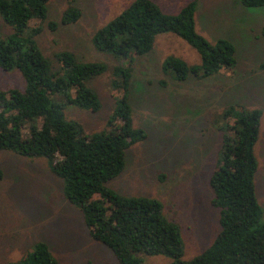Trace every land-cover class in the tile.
I'll list each match as a JSON object with an SVG mask.
<instances>
[{
	"label": "trees",
	"instance_id": "16d2710c",
	"mask_svg": "<svg viewBox=\"0 0 264 264\" xmlns=\"http://www.w3.org/2000/svg\"><path fill=\"white\" fill-rule=\"evenodd\" d=\"M49 1L0 0V18L11 28L10 34H0V68L19 71L24 82L23 89L0 90V153L46 161L50 172L62 181L66 201L81 212L92 239L110 249L118 264H144L145 256H165L171 259L169 264H264L263 211L255 187L260 110L230 106L224 112L226 131L208 181L220 231L210 247L189 261L182 259L180 227L167 219L159 200L125 196L107 186L124 171L128 150L147 137L133 124L131 64L151 53L158 35L178 36L200 57V64L193 66L173 56L165 58L161 70L176 81H185L189 75L204 79L236 65L231 41L219 39L212 44L196 32L199 0H189L173 15L165 14L152 0H134L97 29L91 39L95 51L129 65L112 68L111 86L120 95L107 129L93 134L68 120L64 109L74 106L98 112L100 100L87 82L108 67L81 61L69 51L57 52L53 59L43 55L35 42L42 28L30 24L47 21ZM240 3L245 8L264 7V0ZM79 18L80 11L69 7L60 23L73 24ZM58 26L47 22L50 31ZM7 264L59 263L48 245L39 241L21 260Z\"/></svg>",
	"mask_w": 264,
	"mask_h": 264
},
{
	"label": "rangeland",
	"instance_id": "374dc122",
	"mask_svg": "<svg viewBox=\"0 0 264 264\" xmlns=\"http://www.w3.org/2000/svg\"><path fill=\"white\" fill-rule=\"evenodd\" d=\"M133 1L50 0L47 21L30 24L31 28H42L35 42L45 57L53 59L55 53L69 51L81 61L107 65V72L87 82L97 93L101 109H64L66 118L79 122L87 134L107 129L120 95L111 86L112 68L129 65L126 60L95 51L91 39L97 29ZM152 1L170 15L189 2ZM69 7L77 8L80 18L63 25L60 19ZM49 21L58 23L56 31L47 28ZM263 28L264 7L245 8L240 0H199L196 32L212 44L219 39L231 41L236 49L235 67L204 79L189 75L185 81H176L161 70L165 58L173 56L193 66L200 64V57L171 33L158 35L151 53L131 64L129 103L133 124L147 137L128 150L124 171L107 186L125 196L159 200L167 219L180 227L185 261L210 247L220 231L208 181L226 131L224 112L230 106L262 112L255 145V187L264 220ZM10 33L11 28L0 18V34ZM23 87L19 71L0 68V90ZM0 170V264L21 260L39 241L48 245L59 264H118L110 249L92 239L81 212L66 201L62 181L50 172L46 161L1 152ZM143 260L144 264L171 263L165 256H145Z\"/></svg>",
	"mask_w": 264,
	"mask_h": 264
}]
</instances>
